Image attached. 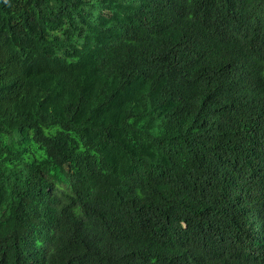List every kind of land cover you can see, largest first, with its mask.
<instances>
[{
    "label": "trees",
    "instance_id": "16d2710c",
    "mask_svg": "<svg viewBox=\"0 0 264 264\" xmlns=\"http://www.w3.org/2000/svg\"><path fill=\"white\" fill-rule=\"evenodd\" d=\"M263 160L264 0H0V264H264Z\"/></svg>",
    "mask_w": 264,
    "mask_h": 264
},
{
    "label": "clouds",
    "instance_id": "9594fccd",
    "mask_svg": "<svg viewBox=\"0 0 264 264\" xmlns=\"http://www.w3.org/2000/svg\"><path fill=\"white\" fill-rule=\"evenodd\" d=\"M251 67L255 70V65L251 64ZM245 89H248V86H245ZM250 95L249 91H248V96ZM255 188H257V194L256 197L250 201V205L255 209V212L253 213L256 217H258L259 215H263L264 214V160L258 170V172L256 173L255 176V180L251 183ZM236 194H238V192H236ZM233 198L236 199H242V196H238L235 195ZM232 211L230 210V208L228 207L227 211H224V218L222 223L218 226L219 229L217 232H226L227 230L231 229L232 226ZM231 235H236V233L233 232H228ZM237 237V235H236ZM234 242V241H233ZM233 245V243H232ZM231 247H229L227 250L224 251V254L229 256L230 252H231Z\"/></svg>",
    "mask_w": 264,
    "mask_h": 264
}]
</instances>
